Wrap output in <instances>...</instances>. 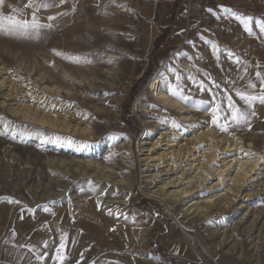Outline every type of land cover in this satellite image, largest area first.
<instances>
[{
	"label": "rangeland",
	"instance_id": "rangeland-1",
	"mask_svg": "<svg viewBox=\"0 0 264 264\" xmlns=\"http://www.w3.org/2000/svg\"><path fill=\"white\" fill-rule=\"evenodd\" d=\"M29 2L0 3V264H50L64 231L73 264H264V103L236 95L264 93V0Z\"/></svg>",
	"mask_w": 264,
	"mask_h": 264
},
{
	"label": "snow or ice",
	"instance_id": "snow-or-ice-1",
	"mask_svg": "<svg viewBox=\"0 0 264 264\" xmlns=\"http://www.w3.org/2000/svg\"><path fill=\"white\" fill-rule=\"evenodd\" d=\"M3 0H0V3H2ZM60 3L63 4L64 3V0H60ZM33 4L30 0L29 4L27 5V7H32ZM50 5L48 3H41L38 5V7H43V8H47L49 7ZM74 10V9H73ZM67 13H62V15H66ZM3 19H6L8 21V23L10 24H15L17 26H19V28L21 29H27L29 26L32 27V28H38V27H41V25H39L37 23V21L35 20V13H33V20H32V23L31 25H29V23L27 21H19V20H15L14 17L12 16H8V17H5ZM49 19H55V17H49ZM248 19H251V18H248ZM245 26L247 27V22L245 21ZM261 27V30L264 31V23L260 24L259 25ZM3 25L0 24V28H2ZM46 27H51V25H46ZM215 45H213V48L215 49ZM54 52L56 51L55 49L53 50ZM58 55H63L62 53H57ZM65 58H69V57H65ZM73 59H76V60H79V57H73ZM256 76L257 78L261 81V88L264 89V77L261 76V73H256ZM177 80L180 79L179 76L176 77ZM179 85H168L167 87V91L174 97H177L181 100H188L189 97L187 96H184L180 91H178ZM249 87H256L255 84H252L251 82H249ZM200 89L201 91L205 90V86L203 84L200 85ZM237 96H239L242 100L245 101V103L251 105V103L253 101H256V100H259L261 103H264V93H262L261 95H258V96H255V95H246L244 92H237L236 93ZM228 100V106L229 108L232 110V116L230 117V119H232L235 123H241V122H244L247 120V116L248 114L247 113H244V112H241L239 108H237L235 106V104L233 103L231 97H228L227 98ZM200 103H204L203 101H201ZM153 107H155V105H153ZM220 109V105L219 104H216V106L214 108H212V121H213V124H217V126L221 127V130L222 131H227V126L226 125H219L218 124V111ZM252 115H255V112H252L251 113ZM250 127V125H249ZM64 237L62 236L61 237V244H60V248L57 249V252H58V256L56 257L58 260L60 261H63L65 259V257L63 255H59L61 249L64 248ZM43 257H39V259H42Z\"/></svg>",
	"mask_w": 264,
	"mask_h": 264
},
{
	"label": "crops",
	"instance_id": "crops-1",
	"mask_svg": "<svg viewBox=\"0 0 264 264\" xmlns=\"http://www.w3.org/2000/svg\"><path fill=\"white\" fill-rule=\"evenodd\" d=\"M112 9L113 8H110L109 17L106 18V19H108L107 21H109V22L112 21V14L118 13V12H116V10H112ZM58 214H60V212ZM67 224L70 225V223H67ZM62 236L64 237V239L67 237V234L65 233V231L60 232V234L57 238L60 237V239H61ZM24 237H26L30 240H39L37 233H30L27 235L20 234L19 236H17V241L19 243H21L24 240ZM40 241H42V240H40ZM47 241H50V240H47ZM61 250L64 252V254H59V255H63L65 257V259L63 261H60L56 258L58 256V253H56V252L52 253V254L47 253L46 255H43V257L49 258L50 264H73L74 262L75 263H82L83 261L85 262L87 260V258H86L87 247L84 245H81L79 243L76 245H74L73 242L70 244H66V245H64V248ZM19 251H20L19 252L20 254H18L19 255L18 259L22 261V258H25L28 255V253L34 252L35 249L31 248V247H24V248L21 247ZM13 258L15 259L16 256H14Z\"/></svg>",
	"mask_w": 264,
	"mask_h": 264
},
{
	"label": "trees",
	"instance_id": "trees-1",
	"mask_svg": "<svg viewBox=\"0 0 264 264\" xmlns=\"http://www.w3.org/2000/svg\"><path fill=\"white\" fill-rule=\"evenodd\" d=\"M182 2L183 0H175L174 7L177 8ZM171 15L172 16H171L170 23L165 25L162 33H160L155 38L154 48L151 54L158 51L159 49H163L167 45L168 41L170 40L171 33L173 32L174 27H175L173 24L177 22V18L174 17V14L172 13Z\"/></svg>",
	"mask_w": 264,
	"mask_h": 264
},
{
	"label": "bare ground",
	"instance_id": "bare-ground-1",
	"mask_svg": "<svg viewBox=\"0 0 264 264\" xmlns=\"http://www.w3.org/2000/svg\"><path fill=\"white\" fill-rule=\"evenodd\" d=\"M157 81H158V79H157V76L156 75H154L153 77H152V79H151V81L149 82V85L151 86V87H154L155 86V84L157 83ZM24 117H26V118H33V119H37V120H39V121H42L41 119H39V115L38 114H27V115H25ZM44 118V117H43ZM46 118V117H45ZM42 122H47V123H49V124H51V125H55V122L54 121H52V120H50V121H42ZM254 162V161H253ZM252 162L251 161H249V162H241L240 164H238V169H242V172H243V174H245L249 169H250V167H252ZM242 172H241V174H242ZM229 201V200H228ZM228 201H227V203H228ZM229 204V203H228Z\"/></svg>",
	"mask_w": 264,
	"mask_h": 264
}]
</instances>
